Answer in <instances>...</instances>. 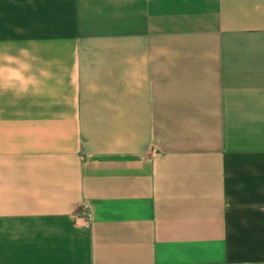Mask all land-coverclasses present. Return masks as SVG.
Masks as SVG:
<instances>
[{"label":"crops","instance_id":"0c3cea01","mask_svg":"<svg viewBox=\"0 0 264 264\" xmlns=\"http://www.w3.org/2000/svg\"><path fill=\"white\" fill-rule=\"evenodd\" d=\"M52 78L0 94V264H264V0H0Z\"/></svg>","mask_w":264,"mask_h":264},{"label":"clouds","instance_id":"9594fccd","mask_svg":"<svg viewBox=\"0 0 264 264\" xmlns=\"http://www.w3.org/2000/svg\"><path fill=\"white\" fill-rule=\"evenodd\" d=\"M51 78V71L29 47L0 45V94L10 92L16 98L37 95Z\"/></svg>","mask_w":264,"mask_h":264}]
</instances>
